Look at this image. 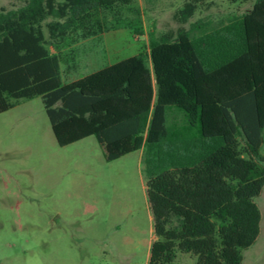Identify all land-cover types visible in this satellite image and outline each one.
I'll return each instance as SVG.
<instances>
[{
  "label": "trees",
  "instance_id": "obj_1",
  "mask_svg": "<svg viewBox=\"0 0 264 264\" xmlns=\"http://www.w3.org/2000/svg\"><path fill=\"white\" fill-rule=\"evenodd\" d=\"M22 2L0 8V113L39 96L59 146L94 136L107 161L142 150L146 264H173L178 252L194 264H242L261 222L264 0L221 25L151 39L149 61L131 55L67 84L61 65L79 40L117 28L143 34L134 0ZM203 2L185 0L180 22ZM167 107L198 135L169 137Z\"/></svg>",
  "mask_w": 264,
  "mask_h": 264
},
{
  "label": "rangeland",
  "instance_id": "obj_2",
  "mask_svg": "<svg viewBox=\"0 0 264 264\" xmlns=\"http://www.w3.org/2000/svg\"><path fill=\"white\" fill-rule=\"evenodd\" d=\"M184 1L134 0L143 34L117 28L79 40L73 65H61L62 84L131 55L149 61L151 39L221 25L255 0H204L182 23L176 12ZM22 4L0 0V8ZM165 126L169 137L198 135L175 107H167ZM262 135L264 156V129ZM255 201L260 233L243 250L242 264H264V186ZM152 239L142 150L107 161L94 136L59 146L39 96L0 113V264H146ZM194 261L178 252L173 264Z\"/></svg>",
  "mask_w": 264,
  "mask_h": 264
}]
</instances>
